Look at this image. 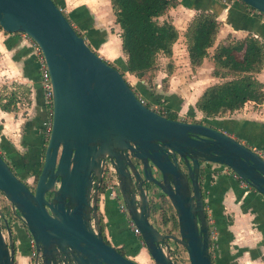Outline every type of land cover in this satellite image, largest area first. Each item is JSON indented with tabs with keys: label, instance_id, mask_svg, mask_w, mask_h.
I'll return each instance as SVG.
<instances>
[{
	"label": "water",
	"instance_id": "1",
	"mask_svg": "<svg viewBox=\"0 0 264 264\" xmlns=\"http://www.w3.org/2000/svg\"><path fill=\"white\" fill-rule=\"evenodd\" d=\"M238 1L264 14V0ZM0 29L37 45L51 93L50 130L31 189L0 155V264H13L10 215L32 240V264H139L101 235L102 157L113 166L125 215L153 264H175L171 241L188 264H211L199 173L209 163L225 166L264 197V157L213 126L146 107L53 0H0ZM152 185L174 211L175 232L151 221Z\"/></svg>",
	"mask_w": 264,
	"mask_h": 264
},
{
	"label": "crops",
	"instance_id": "2",
	"mask_svg": "<svg viewBox=\"0 0 264 264\" xmlns=\"http://www.w3.org/2000/svg\"><path fill=\"white\" fill-rule=\"evenodd\" d=\"M53 2L57 3L59 9L63 6L71 25L74 26L75 22L82 29L80 33L90 49L108 64L122 71V77L136 95L144 94L145 88L142 85L146 82L143 78L138 81V77L125 68L126 59L118 36L120 30L114 23L109 0ZM200 10L214 13L219 24L212 50L225 37L242 39L250 34L264 42V17L238 0H177V4L166 11L171 16L168 15L167 18L164 15V19L159 16L158 20L170 21L178 35V29L185 30L192 15ZM207 53V57L199 65L193 66L197 69L195 76H201L203 68H206L207 75H203L209 79V84L223 81L211 74L212 52ZM153 72L159 73V70L154 69ZM162 76H166V73ZM255 77L262 83L264 91V61ZM10 83L27 88L28 102L23 111L14 108L18 104L8 111L0 109V155L25 183L39 170L44 144L41 122L47 110L43 102L39 65L31 39L22 33H6L0 30V91L14 90ZM205 87L194 93L188 91L187 94L183 91V95H178L183 100L179 104V112L190 111L188 105L194 103ZM171 93L178 94L170 90L165 94ZM191 94V101H188V105L184 104L186 99L190 100ZM146 98L147 101L154 102L152 97ZM166 105L168 110H176V105H171L170 102H166ZM197 112L199 111L195 110L198 116ZM203 118L206 121L203 123L226 132L264 157V98L260 102L247 100L239 109L221 117ZM221 168V165L206 164L199 173L204 212L209 222L208 230L211 231L209 254L213 264H264V197L223 173ZM116 203L107 197L98 204L105 239L113 247L120 248L125 257L139 264H150L152 260L146 249L131 232L128 224L126 225L128 220L121 216ZM152 217L153 214L150 216L153 221ZM10 226L17 235L13 239V264H29L27 232L16 220Z\"/></svg>",
	"mask_w": 264,
	"mask_h": 264
},
{
	"label": "trees",
	"instance_id": "3",
	"mask_svg": "<svg viewBox=\"0 0 264 264\" xmlns=\"http://www.w3.org/2000/svg\"><path fill=\"white\" fill-rule=\"evenodd\" d=\"M109 3L114 23L120 30L118 36L121 51L126 59L125 68L136 77H142L153 67L158 53L165 56L171 53V45L177 38V30L170 21H158V17L168 8L174 7L177 0H109ZM262 16L264 17V14ZM218 26L214 13L210 11L200 10L188 21L183 37L191 67L199 65L207 56V49L214 43ZM210 57L213 64L211 74L222 78L223 81L206 86L195 100L194 107L203 114V117H221L239 109L247 100L254 102L263 100V85L255 77L264 61L263 41L250 34L242 39L225 37L215 45ZM118 71L122 75V71ZM17 93V90L0 92V109L5 111L12 109L17 101ZM148 103L150 102H145V106L149 108ZM159 114L176 119L175 113L170 110L159 111ZM43 149L44 147L42 154ZM99 217L101 218L100 215ZM100 225L102 231L101 222ZM164 230L167 233L172 232L167 227ZM102 237L108 243L103 233ZM116 250L123 255L120 248ZM210 262L213 264L211 256Z\"/></svg>",
	"mask_w": 264,
	"mask_h": 264
},
{
	"label": "rangeland",
	"instance_id": "4",
	"mask_svg": "<svg viewBox=\"0 0 264 264\" xmlns=\"http://www.w3.org/2000/svg\"><path fill=\"white\" fill-rule=\"evenodd\" d=\"M63 10H64V8H63V6H61L60 11L63 13V15L67 16ZM168 11H170V10H168ZM168 13L169 12H167V13L165 12L163 15H161V18L164 19V15H166L167 18H168V15L171 16V14H168ZM195 14H196V12L192 15V17ZM73 28L76 32H79V33H80V30H82L81 28H79L76 25L75 22H74ZM178 31H179L178 35H177L178 37L175 39V41L171 45L172 47H171L170 55L165 56L162 53H158L155 57L153 67L150 70L146 71L142 75V77L137 78L138 81H140L143 78V80L146 82L144 85H142L145 88V89H143L144 94H141L139 96L142 97L146 102H147V98H146L147 96H144V95L152 96V98L154 99V102L148 103L149 104L148 106H149V108H153V106H155V108L158 109L159 111H161V110L164 111L165 109L166 110L169 109V108L167 109L166 102H170L171 105H173V104L176 105L175 106L176 110L173 112L175 113V117L177 120H183V121L188 120V121H196V122H202L203 123V122H206L203 118V114L201 113V115H200V111H199V112H197V113H199L197 116V114L195 113L196 109L194 107V103L188 105V103H189L188 101H191L193 94L190 95L191 96V98H189L190 100L186 99L184 101V104L188 105V109L190 108L189 109L190 111L187 110L186 112H182V113L179 112V104L182 103L183 100L181 98H178L179 97L178 95H183V91L187 94H188V91L190 93L191 92L194 93V91H198L202 87L207 86L210 83V81L207 77L204 76V75H207V74H205L206 68H203L204 75H203V73H200L201 76H195L197 69L195 70L194 67H191L187 63L188 61L186 58V50H185V43H184V37H183L184 29L183 30L178 29ZM80 34H81L80 36H82V33H80ZM214 43H213V45H214ZM211 47H209L207 49V51L209 53L213 52ZM207 55H208V53H207ZM154 69H156V70L158 69L159 73L158 72L154 73L153 72ZM164 73H166V76H162ZM170 76H171V78H170ZM10 86L13 87L11 89L18 91L17 101L15 103V105L18 104V106L14 107V108H16V110L23 111V109L26 107L27 102H28V99H27L28 93L26 91L27 88L23 87L21 85L13 84V83H10ZM3 90L10 91V90H6V89H1L0 92H2ZM169 90L174 91L178 94L177 95L173 94V93L168 94V95L165 94ZM135 92H136V89H135ZM45 119H46V116H45L44 120ZM42 122H41V127H42ZM43 142H44V144H43V147H44V145L46 143V137L44 136V134H43ZM41 160H42V157L40 158V162H41ZM207 165L218 166L217 164H212V163H209ZM39 167H40V165H39ZM35 173H34V175H31V177L28 180H26V182H25V184L29 188H32L34 185V178L36 177ZM102 194L103 195L100 196V198H98V202H103L104 199L107 198V197H105L104 193H102ZM2 204H4V201L0 197V205H2ZM116 207H117V203H116ZM160 208L161 209H159V207H156L154 209L156 214L154 215V213H153V217H152L153 221L152 222H153L155 228L157 230L163 232V231H165L164 228L167 227V228L171 229L172 232H175L176 231L175 215H174V211H173L172 207L170 206L167 198H165V200L162 202V204L160 205ZM117 209H119V208H117ZM4 211H6V208ZM119 213H121L122 217L123 216L125 217V214L123 212L119 211ZM122 219L121 220L119 219V221H123ZM14 220L18 221L16 218H14V216L10 215V220H9L10 225ZM101 223H102V221H101ZM127 224H128V227H130L129 223L126 221V225ZM20 225L22 228V224H20ZM102 227L104 228V224L102 225ZM10 229H11V233H12V239L17 238V235H15L12 232V227ZM27 238H28V245H29L28 250H29V257H30L32 255L33 250H32V244L29 243L30 237L28 235H27ZM108 238H109V241H111L110 236H108ZM169 244L171 246H173V250H174V248L177 247V246H175V244L172 241ZM183 251L184 250L179 249V253H181V255H183ZM29 259L32 260L31 257ZM29 264H31V261L29 262ZM150 264H153V262H150Z\"/></svg>",
	"mask_w": 264,
	"mask_h": 264
},
{
	"label": "built area",
	"instance_id": "5",
	"mask_svg": "<svg viewBox=\"0 0 264 264\" xmlns=\"http://www.w3.org/2000/svg\"><path fill=\"white\" fill-rule=\"evenodd\" d=\"M253 12L262 15V13L258 12L257 10L253 9ZM32 41V40H31ZM33 47H34V52L36 55V61L38 62L39 65V82L40 86L42 88V97H43V102L44 105L46 106V119L42 122V128H43V134L47 138L49 130H50V121H51V93H50V81H49V75L47 72V69L45 67L43 57L41 55V52L37 45L32 41ZM139 101L145 105V100L142 97H138ZM154 110L155 112L159 113V110L153 106V108H150ZM163 112V110H161ZM221 171L229 176H231L233 179L238 180L239 183L243 186H247L235 173H233L230 169H228L225 166H222ZM102 187L103 190L100 192L101 194L99 195L102 196L104 193L105 197H108L110 199H114L117 202V208L120 212L125 213L124 206L122 202L118 199V193H117V180L115 176V172L113 169V166L111 162L105 157V163H104V174L102 177ZM1 197V196H0ZM207 221V220H206ZM130 225V230L131 232L138 237L139 241L141 242V239L138 236V231L137 229L132 225L130 221H128ZM209 222L207 221V224ZM163 233H167L163 231ZM209 234L211 235V231H209ZM29 243L32 244V240L30 239ZM170 243V242H169ZM179 249H182L178 245L175 244ZM174 248L169 244V257L170 259L175 263V264H188L185 252L183 251V255L179 253L178 248ZM183 250V249H182ZM33 255V252H32Z\"/></svg>",
	"mask_w": 264,
	"mask_h": 264
},
{
	"label": "flooded vegetation",
	"instance_id": "6",
	"mask_svg": "<svg viewBox=\"0 0 264 264\" xmlns=\"http://www.w3.org/2000/svg\"><path fill=\"white\" fill-rule=\"evenodd\" d=\"M108 159V158H107ZM109 160V159H108ZM104 163H105V157H102L101 158V160H100V167H101V180H100V184H99V189H98V198H99V195L101 194L100 193V191H101V189H102V177H103V174H104ZM178 163H179V166H180V168L184 171L185 170V167H184V164H183V162L181 161V160H178ZM116 176V175H115ZM116 180H117V178H116ZM153 186V185H152ZM153 188L156 190V194H155V196H148V201L150 202V204H151V211H150V216L155 212V208L156 207H159L161 204H162V202L165 200V196L164 195H162V194H160L159 193V191H158V189L155 187V186H153ZM31 189V188H30ZM117 193H118V199L120 200V195H119V192H118V189H117ZM156 197V198H155ZM114 200V199H113ZM114 201H116V200H114ZM121 201V200H120ZM98 204H99V202H98ZM98 211V210H97ZM98 213H99V215L101 216V218H100V222L102 221V215H101V213L98 211ZM125 217H126V220H128V218H127V216L125 215ZM129 221V220H128ZM152 221V220H151ZM102 225H103V221H102ZM23 227V226H22ZM102 233H104V228L102 227V231H101V235H102ZM105 237V236H104ZM15 250V249H14ZM32 250H33V246H32ZM34 256H35V254H34V251H33V255H31L30 257H31V259L32 260H30L31 261V264H32V262H33V258H34ZM29 257V258H30ZM68 262V261H67ZM57 263L58 264H64L63 263V261H57ZM69 263V262H68Z\"/></svg>",
	"mask_w": 264,
	"mask_h": 264
}]
</instances>
